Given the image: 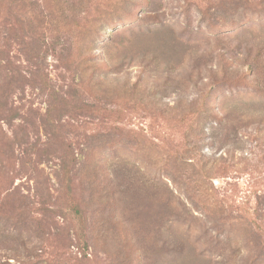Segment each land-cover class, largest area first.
Listing matches in <instances>:
<instances>
[{
  "label": "rangeland",
  "instance_id": "rangeland-1",
  "mask_svg": "<svg viewBox=\"0 0 264 264\" xmlns=\"http://www.w3.org/2000/svg\"><path fill=\"white\" fill-rule=\"evenodd\" d=\"M192 1L0 0V264H264V2Z\"/></svg>",
  "mask_w": 264,
  "mask_h": 264
},
{
  "label": "trees",
  "instance_id": "trees-1",
  "mask_svg": "<svg viewBox=\"0 0 264 264\" xmlns=\"http://www.w3.org/2000/svg\"><path fill=\"white\" fill-rule=\"evenodd\" d=\"M177 1H178V3H177L178 7H180L182 9L179 12V14H182L184 16V20L189 21L193 17L192 9H193V6L195 5V3L192 0H177ZM236 1H238V2H236ZM246 1L249 2V0H246ZM262 1L264 2V0H262ZM233 2H236L235 3L236 5L232 4ZM242 2H243V0H220L217 6H218V8H220L219 10L221 11V18H220V15L217 13L215 15V17H213V20H211V21H219V20L228 19L230 14L233 13L234 10L236 11L238 9V7H240L238 5V3H242ZM163 5L164 4L161 2V0H144V7L147 9V12H148L146 14L147 15L146 18L149 17L148 20L157 22L158 20H152L154 18L157 19L156 17H152V15H154L153 13L163 14V15L166 14L165 9H162ZM109 15H111V14H107V15H105V17L101 18V22H102L101 27H102V25H104V22L109 21V24L112 23V20L107 18ZM156 31H154L152 29V30H148L146 32H143V37H146V40H150L148 42L149 43L148 46H150V47H152L153 45L155 46V48H153L152 51L157 52L160 49V51H162V53L164 55H166L171 39H170V37H169V39H168V37L165 38V35L164 36L160 35V33L155 35L154 33ZM146 53L147 52H145L144 54H146ZM67 60H68L67 63L70 65H74L78 60H80L78 64H82V63H85L86 61H88L85 65L82 64V68H81L82 73L85 74V73H87L88 70H92L93 74H95L97 69H101L100 73L105 74L104 76H106V77H108L109 74L112 72L113 73H120L123 70V67L125 65V62H123V61H120L118 63H112V64H110V66H107V70H106L104 68L99 67L100 63L98 61L97 56H94L92 54L87 56L86 59L82 60V59L77 58V57L76 58L72 57L71 53H69L67 56ZM144 67L147 70V67L146 66H144ZM76 68L79 69L78 67H76ZM146 70L140 71V74L138 75L136 82H134L132 85H129L128 81L123 85L124 89L127 91L128 95L135 96L139 92H142L141 94H139L140 99H144L146 96H148V92L146 94H144V92H146V90H144L143 86H142L143 85L142 81H143V77L145 75ZM42 75H43L42 72H39L38 78L43 79ZM103 78H104V80L102 81V85L103 86L108 85V84H106L107 78H105V77H103ZM115 79H117V78H115ZM26 80H27L26 76H23L22 81H26ZM109 93L112 94L113 91L112 92L109 91ZM109 93L107 94L108 96H110ZM152 95H153V98H155V94H152ZM156 98H157V96H156ZM124 105H126L128 108V104H124ZM135 105H137L139 107H142V105H143V107H145L146 109H153V110H155V108H157V104H151V107H149V105L144 106L147 104H142V105L141 104H135ZM87 106H88L87 108L89 110L94 107V105H87ZM262 108L263 109H260L259 104H245V105H241V108H238V110L233 108L229 112L227 111L228 114H226L225 117H228V119L232 118L233 113H234L236 115L237 119H239V120H243V119H247V118H253V117H261V118L263 117L264 118V114L262 116L258 115V114H254L255 112L256 113H261V112L264 113V104L262 105ZM205 109L210 110V109H212V107L211 108L206 107ZM50 111H51V109H50ZM158 111L163 112V111H167V110L165 108H158ZM49 113L50 112L47 111L46 116H49ZM228 137H229V133H227V135H226V140H228ZM17 140H19V138ZM47 144H48L47 146H49L50 143H47ZM193 146L194 147L196 146L195 143H193ZM40 150H41V152L46 151L45 148H39L38 152ZM188 151H190V150H188ZM181 164L186 165L189 163L188 162H181Z\"/></svg>",
  "mask_w": 264,
  "mask_h": 264
}]
</instances>
